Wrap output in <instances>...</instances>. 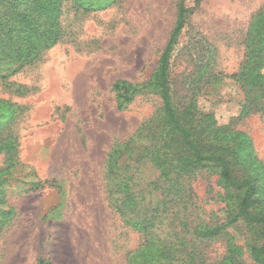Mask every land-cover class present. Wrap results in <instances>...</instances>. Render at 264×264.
<instances>
[{"label":"rangeland","instance_id":"rangeland-1","mask_svg":"<svg viewBox=\"0 0 264 264\" xmlns=\"http://www.w3.org/2000/svg\"><path fill=\"white\" fill-rule=\"evenodd\" d=\"M187 3L191 12L169 58L172 102L192 101L216 126L244 132L251 147L243 142L239 154L264 163V122L246 112L240 86L251 64L250 23L264 0ZM177 7L178 0H63L56 41L0 81L4 110L7 101L15 110L10 121L0 118V137L13 141L0 152V264H38L39 257L124 264L125 251L142 243L143 232L107 203L105 167L160 106L154 74ZM119 80L139 89L126 108L117 106ZM249 164L248 173L262 171ZM214 178L193 187L206 212L219 214L222 204L207 190ZM221 250L216 243L211 255Z\"/></svg>","mask_w":264,"mask_h":264},{"label":"trees","instance_id":"trees-1","mask_svg":"<svg viewBox=\"0 0 264 264\" xmlns=\"http://www.w3.org/2000/svg\"><path fill=\"white\" fill-rule=\"evenodd\" d=\"M62 1L0 0L1 82L56 41ZM190 12L187 0H178L176 22L154 74L159 108L105 167L109 207L144 234L138 247L125 251L124 264H264V163L239 154L243 142L251 147V138L228 125L216 126L211 114L193 110L192 101L179 106L172 102L169 58ZM250 25L251 64L240 86L246 112L260 113L264 122V7ZM113 89L119 108H126L139 92L126 80L116 81ZM4 103L0 99V118L7 114L10 121L15 110L8 101L4 110ZM12 148L9 136L0 137V152ZM247 162L260 164L262 171L248 173ZM212 176L214 186L208 184L207 190L213 191L211 200L222 204L219 214L206 212L193 187L198 178ZM216 243L223 250L212 256ZM37 262L53 264L43 257Z\"/></svg>","mask_w":264,"mask_h":264}]
</instances>
